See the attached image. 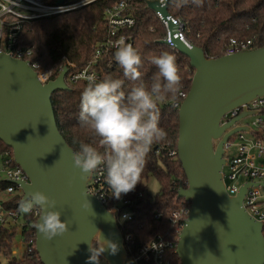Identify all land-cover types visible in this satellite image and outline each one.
Returning <instances> with one entry per match:
<instances>
[{"label":"water","instance_id":"95a60500","mask_svg":"<svg viewBox=\"0 0 264 264\" xmlns=\"http://www.w3.org/2000/svg\"><path fill=\"white\" fill-rule=\"evenodd\" d=\"M147 7L167 15L156 0L147 2ZM175 43L193 69L186 98L177 109L175 146L186 185H179L176 195L189 205V216L175 253L181 264H264V221L254 219L242 205L252 184H244L230 196L222 178L227 164L224 144L237 132L251 130L244 126L228 130L238 118L220 124L229 111L264 97V47L212 59L202 49ZM67 71L63 65L54 80L40 84L28 61L0 53V141L11 149L14 164L26 175V181L6 183L19 187L20 201L34 190L55 199L61 219L67 222L68 229L52 239L34 229L40 264H91L88 242L95 243L99 232L118 244L116 254L106 250L100 259L124 264L127 251L115 216L90 194L91 174L82 176L74 165V150L59 133L53 116L51 96L70 90L64 83ZM245 115L250 113L242 111L239 118Z\"/></svg>","mask_w":264,"mask_h":264},{"label":"trees","instance_id":"16d2710c","mask_svg":"<svg viewBox=\"0 0 264 264\" xmlns=\"http://www.w3.org/2000/svg\"><path fill=\"white\" fill-rule=\"evenodd\" d=\"M136 1L134 9L136 24L132 32L141 58L138 67L140 79L150 82V78L156 72V67L151 64L150 58L168 51L175 55L182 91L186 93L193 75L188 59L176 50L157 44L164 33L153 13L146 10L142 2ZM115 2L117 0H101L67 14L37 19L23 27L18 36V44L30 49L31 62L52 69L53 79L59 74L63 65L72 63L77 68L83 67L92 56V48L102 42L106 36L103 13ZM168 13L186 24L188 41L192 46L202 49L206 58L217 59L223 56V46L233 38L238 40L253 38L256 48L264 47V0H171ZM108 61L107 58H103L99 63L100 79L104 75L120 78L124 81L122 89L127 92L135 81L123 76V69L118 63L108 64ZM84 86L75 85L71 86L69 91H55L50 99L53 116L59 133L70 149L78 150L77 144L73 143L75 137L77 140L90 142L103 151L98 144L100 138L86 126H81L78 120L80 94ZM173 101H179V98L166 96L157 101L159 126L165 129L167 137L151 146L137 184L133 190L125 194L133 201L132 211L135 214L133 221L125 224L121 230L123 235L127 232L132 234L136 247L149 242L157 233L170 229L169 216L173 209L179 206L189 207L176 195L178 186L186 185L181 163L177 159L166 160L157 152L160 146L167 143L176 145L178 114L177 109L172 106ZM6 152L12 154L11 149L0 141V156ZM149 177L157 180L158 191L152 200L147 197L138 199L136 194L145 190ZM9 185L11 184L0 179V191L5 190ZM19 201L20 195L14 194L3 205L18 211ZM158 213L161 217L155 219ZM22 215L20 236L24 252L20 258L14 257L12 246L19 225L0 226V264H40L33 247L35 239L31 237L35 228L29 227L37 219H32L27 214ZM262 234L264 237V227ZM166 257L168 264H181L175 251L167 252ZM1 259L5 263H1Z\"/></svg>","mask_w":264,"mask_h":264},{"label":"built area","instance_id":"2783aa9c","mask_svg":"<svg viewBox=\"0 0 264 264\" xmlns=\"http://www.w3.org/2000/svg\"><path fill=\"white\" fill-rule=\"evenodd\" d=\"M100 1L0 0V53H7L18 60L28 61L29 67L35 72L40 84L54 80V71L42 67L39 63L31 62L32 53L30 49L18 44V36L21 30L24 26L31 24V22L37 21V19L67 14ZM138 1L142 2L145 9L152 12L153 16L156 17L164 33L161 39L165 43L163 46L176 50L175 41H178L186 48L191 49L192 45L186 36L188 31L186 24L168 13V6L171 0L168 2L167 0H156L160 8L166 9V17L162 16L159 11L148 9L147 2L153 0ZM136 3V0H117L112 6L104 10L103 18L106 36L102 42L97 43L92 48V56L83 67L77 68L72 63L66 65L68 71L64 77V83L67 87L86 85L89 77L99 80L101 76L99 63L103 58L109 60L108 64H117L113 56L115 50L114 42L120 37H123L126 43L136 48L137 44L132 32L136 24V17H134ZM151 29L152 27L149 28L150 31ZM223 47V55L226 56L250 52V50L256 49L253 38L249 40L229 39ZM186 93L183 92L182 96H178L179 101L172 102L174 108H179L181 102L186 98ZM242 111L249 112L250 115L239 118ZM237 118L238 120H236ZM245 120L249 121L242 123ZM230 122L234 123L228 130L234 129L236 126H244L249 128L251 132H237L224 144L226 150L224 157L227 164L222 168V178H224L225 190L230 196H235L240 187L246 183H251L252 185L246 190L242 205L254 219L264 221V97L253 99L236 107L226 113L220 120V124ZM231 147L236 149L233 154L228 152ZM157 152L166 160L177 159V150L172 143L160 146ZM0 158V172L3 174L5 182L9 180L26 181V175L20 167L14 164L10 152L4 153ZM105 175L103 166L93 171L88 181V189L90 194L97 198L107 211L109 210L114 214L117 226L121 230L125 224L134 219L135 213L132 211L133 201L123 193L119 199L114 198L112 190L105 183ZM10 184L5 190L0 191L5 195V200L0 201V226L10 227L18 224L20 229L22 224H19L18 221L22 220V214L26 213L15 211L12 208L8 209L3 205L14 194L20 195L21 198L19 187L15 184ZM136 196L138 199L146 198L143 192L136 194ZM27 215L31 216L32 219H38L35 210L27 213ZM188 216L189 207L179 206L173 209L169 216L170 229L157 233L152 240L141 244L139 247L134 245L130 232L125 233V235L122 233L123 246H125L127 251L124 264H168L166 254L167 252L175 251L178 236ZM160 217L161 214L158 213L155 219ZM33 225L31 223L29 227L33 228ZM31 237L35 239V232L31 234Z\"/></svg>","mask_w":264,"mask_h":264},{"label":"clouds","instance_id":"9594fccd","mask_svg":"<svg viewBox=\"0 0 264 264\" xmlns=\"http://www.w3.org/2000/svg\"><path fill=\"white\" fill-rule=\"evenodd\" d=\"M114 49L113 56L123 69V76L135 83L125 92L122 89L124 81L120 78L111 75H104L99 80L88 78L80 94L78 120L81 126H86L100 138L98 144L103 151L74 137L73 143L77 144L78 150L73 152V161L82 176L103 166L105 183L112 190V196L119 199L122 193L134 189L151 146L167 137L165 129L159 126L157 101L166 96H182L183 91L173 53L163 51L150 58L156 72L150 82H145L138 71L141 58L137 49L123 37L114 42ZM56 203L40 190L29 191L20 201L18 211L27 214L35 210L38 219L34 228L43 237L52 239L68 229ZM83 206L89 207V201ZM106 250L114 255L118 244L99 232L95 243L93 239L88 242L90 255L87 260L99 264L100 256Z\"/></svg>","mask_w":264,"mask_h":264},{"label":"rangeland","instance_id":"374dc122","mask_svg":"<svg viewBox=\"0 0 264 264\" xmlns=\"http://www.w3.org/2000/svg\"><path fill=\"white\" fill-rule=\"evenodd\" d=\"M248 121L249 120H245L242 123H245V122H248ZM235 150L236 149L234 147H231L228 152L233 154L235 152ZM0 170H1V168H0ZM0 179L4 180L3 179V174L1 172H0ZM158 188H159V185H158L157 180H154L152 177H149L148 178V182H146V184H145V190L143 191V194L148 199L152 200L153 197H155L156 192L158 191ZM2 200H5V195H4L3 192H0V201H2ZM18 223L22 224V220H19ZM15 233L16 234L14 236L13 246L12 247L14 249V257L20 258L21 255L24 252L23 246L21 245V236H20L21 232H20V229H17L15 231ZM1 263H5V261L1 259ZM99 264H106V263H104L100 259Z\"/></svg>","mask_w":264,"mask_h":264},{"label":"crops","instance_id":"0c3cea01","mask_svg":"<svg viewBox=\"0 0 264 264\" xmlns=\"http://www.w3.org/2000/svg\"><path fill=\"white\" fill-rule=\"evenodd\" d=\"M0 160H1V158H0Z\"/></svg>","mask_w":264,"mask_h":264}]
</instances>
